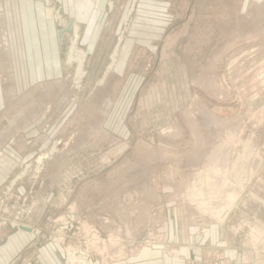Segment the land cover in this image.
<instances>
[{"label":"rangeland","instance_id":"1","mask_svg":"<svg viewBox=\"0 0 264 264\" xmlns=\"http://www.w3.org/2000/svg\"><path fill=\"white\" fill-rule=\"evenodd\" d=\"M41 2L63 31L61 3ZM104 14L63 34L43 128L0 165V264H264V0Z\"/></svg>","mask_w":264,"mask_h":264},{"label":"crops","instance_id":"2","mask_svg":"<svg viewBox=\"0 0 264 264\" xmlns=\"http://www.w3.org/2000/svg\"><path fill=\"white\" fill-rule=\"evenodd\" d=\"M57 1L70 15L69 21L80 24L82 31L107 20L102 19L107 0ZM60 40L41 0H0V112L6 114L0 115V165L15 163L20 157L15 155V139L20 132L40 133L43 128L39 103L48 84L56 82L54 74L61 72ZM21 86L27 88L23 94L18 91ZM33 98L38 101V115H28ZM6 176L0 170V181ZM159 258L157 252L149 251L135 264H163Z\"/></svg>","mask_w":264,"mask_h":264},{"label":"bare ground","instance_id":"3","mask_svg":"<svg viewBox=\"0 0 264 264\" xmlns=\"http://www.w3.org/2000/svg\"><path fill=\"white\" fill-rule=\"evenodd\" d=\"M65 27H66V25H65ZM64 29V28H63ZM71 30H73V31H77V27L76 26H74L73 24H72V27H71ZM63 37V36H62ZM61 37V38H62ZM76 41V40H75ZM74 41V42H75ZM74 42H73V44H72V47H71V50H70V56H69V58H68V63H71V62H75V63H77V65H78V72L80 71L81 72V67H82V64H83V54L82 53H77L76 52V50H75V47H76V45H75V47H74ZM78 51V50H77ZM114 57H116L115 56V54L113 55V57H112V60L114 61Z\"/></svg>","mask_w":264,"mask_h":264},{"label":"water","instance_id":"4","mask_svg":"<svg viewBox=\"0 0 264 264\" xmlns=\"http://www.w3.org/2000/svg\"><path fill=\"white\" fill-rule=\"evenodd\" d=\"M72 24H73L72 21H69L67 27H66L63 31H61V32L59 33V38H61V36H62L64 33L70 31Z\"/></svg>","mask_w":264,"mask_h":264}]
</instances>
